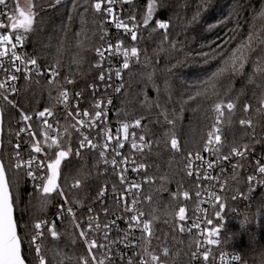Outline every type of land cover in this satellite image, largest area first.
I'll use <instances>...</instances> for the list:
<instances>
[{
	"label": "trees",
	"instance_id": "16d2710c",
	"mask_svg": "<svg viewBox=\"0 0 264 264\" xmlns=\"http://www.w3.org/2000/svg\"><path fill=\"white\" fill-rule=\"evenodd\" d=\"M31 2L37 16L34 31L27 34L22 48L23 56L37 59L45 69L56 66L60 84L67 85V77L72 80L73 88L88 91L99 76L95 49L102 42L103 14H96L91 8L93 0H61L59 4L56 0ZM8 3L16 11L15 0H8ZM156 4V12L148 28L142 26L147 0H134L123 8L126 16L137 15L138 39L136 42L127 40L126 45L129 49L132 46L140 49V56L139 62L132 58L129 69L122 76L124 86L114 97L113 111L115 120L119 122L140 119L138 137L144 135L145 142L152 141L150 148H144L134 157L138 164L146 165L142 169L144 177L152 178L142 189L140 207L145 213L143 218L150 222L152 235L149 250L163 264H190L196 239L185 231L181 232L180 227L193 218L201 197L195 193L201 188L200 181L198 189L197 182L187 175L186 164L189 152L194 155L203 150L213 105L221 100L236 103L231 122L227 110L221 122V154H227L233 141L239 140L245 131L239 125L241 119H251L256 125V136L251 140L245 137L243 141L250 144L248 151L264 150V111H257L264 108L261 102L264 98V77L255 73V62L260 59L264 45L256 46V51L245 64L243 74L221 82L218 96L189 100V95L195 91L192 86L220 63L213 60L205 64L200 53L222 43L237 23L240 24L239 32L230 48H235L240 40L247 38L253 24L260 31L264 27V20H254V17L264 9V0H156ZM156 19L167 22L169 28L152 32ZM213 25L215 27H210ZM165 32L168 40H164ZM173 43L176 47H172ZM149 74L151 80L148 79ZM9 98L15 102V107L0 100L3 120L0 157L6 165L14 164V123L21 110L32 114L51 107L47 95L30 83L23 84L19 99ZM245 104L249 105L247 112L244 111ZM169 120L172 124L167 122ZM70 131L71 138L65 139L68 143L64 147L67 149L70 146L72 153L62 161L59 183L64 186L65 176L70 178L69 185L75 179L82 181L79 188L65 187L69 200L65 207H73L76 222L85 228L83 220L87 217V211L90 208L96 211L100 209L101 190L112 183L119 187V183L115 174L105 173L98 155L82 150L80 156L75 155L79 146L71 128ZM173 135L178 140L180 151L170 146ZM57 150L56 147L51 150L46 147L45 153L49 154V159H53ZM41 158H44V154ZM248 162L250 160L243 163L246 165ZM240 167L236 169L235 180L232 178L233 172L225 176L226 186L221 195L225 205L221 211L223 218L215 215L220 211L219 204L213 210V228L219 229L213 238L219 243L212 247L211 252H235L244 264H264V193L258 191L249 201L235 197L237 191L244 192L247 188V173ZM7 171L12 178L11 191L18 235L22 238V255L26 264H32L27 230L37 221L50 218L64 204V198L53 193L47 205L41 209L40 190L27 185L20 171L13 167ZM184 191L189 192L188 198L183 196ZM173 194H176L175 198ZM108 203L110 205L112 202ZM180 207L186 209L185 221H179L176 215ZM56 230L60 233L57 239H53L50 233L43 238L47 249H56L68 256L87 255L84 240L79 237L81 229L75 227L71 216L65 215L56 225ZM165 248L168 249L167 255H164ZM46 260L51 262V251L46 254ZM114 264H128V261ZM133 264L139 263L133 261Z\"/></svg>",
	"mask_w": 264,
	"mask_h": 264
},
{
	"label": "snow or ice",
	"instance_id": "6c2138e0",
	"mask_svg": "<svg viewBox=\"0 0 264 264\" xmlns=\"http://www.w3.org/2000/svg\"><path fill=\"white\" fill-rule=\"evenodd\" d=\"M61 0H56V3L59 4ZM132 0H93L91 3V8L96 14H103L108 18L107 22L113 24L117 31H122L125 35L130 36L132 42H136L138 39L139 25L137 21L136 14H129L126 18H122L120 13L116 11L115 5L117 4H131ZM0 6L7 7L6 0H0ZM157 4L156 0H147V11L143 14L142 17V26L148 28L150 22L153 20L154 13L156 12ZM16 12L19 13L17 18L11 12L5 11L3 15L7 16L11 24L6 25L0 20V29L8 28L7 32H0V71H2L5 76L3 79H0V100H3L8 105L15 107V102L9 98V95H14L17 93L18 89L16 87V81L19 79L17 73H24L25 80L30 81L33 74L37 77L47 74L49 76L48 84L53 85L54 87L59 88L60 82L56 79L59 76V71L56 66H51L47 69L42 68L35 58H27L22 54H18L17 48L24 47L27 34L34 31V22L37 13L33 11V4L31 0H28L27 6L21 8L19 3L16 4ZM87 11V8L85 9ZM122 11V10H121ZM199 15V12H197ZM264 20V9H262L255 19ZM196 19V16L193 17V20ZM83 22V18H82ZM215 27V25L210 26ZM169 24L165 21L156 19L155 27L151 29L152 32H155L157 29L167 30ZM240 24L237 23L234 29H231L226 38L222 43L216 44L215 47L210 48L207 52H202L200 55L204 58V63L209 64L213 60H219L220 63L218 66L212 70L205 78L200 81H197L192 87L195 91L189 95V100L195 99L197 97L211 98L219 95V89L222 86L221 82L225 79L231 80L235 76L243 74L245 64L249 62L250 55L256 51L257 45H264V27L260 31L255 29V25H252L250 32L247 35L246 39L240 40L235 48H230L229 45L233 40L237 39V34L239 32ZM13 33L15 35L13 36ZM107 33H105V36ZM101 40H104V36H101ZM164 40H168V35L165 32ZM123 41L118 40L113 46L111 43H107L106 48H96V55L99 58L100 63L97 67H102L103 62L107 58L116 57L121 59L122 62L117 66L115 71V76L117 79H121L122 70L129 69L130 60L136 58L139 62L140 49L136 46H132L130 49L123 47ZM172 47H176L173 43ZM59 51V49H58ZM59 62L57 61V64ZM255 73L259 74L261 77H264V48L261 49L260 59L255 62ZM152 76L149 74L148 79L151 80ZM99 79L103 81L105 79V73L101 72ZM108 79H112L111 70L108 73ZM65 82L68 84L72 83V80L65 77ZM251 82V79H250ZM111 85H109L110 87ZM121 83L118 87L115 88V92L119 93L121 88H123ZM77 96L80 94L77 93ZM69 93L65 89L58 93V96L55 98L57 103H63L67 108ZM262 104H264V98H262ZM110 105L112 103L111 99L107 101ZM147 103V102H146ZM96 109L94 115L89 113L88 110H84L83 114L78 110L75 114L68 112V116H73L76 120V125L65 126L64 134L56 132L55 135H49V132L55 131L52 123L49 122V118L54 116V112L50 108H45L42 111H39L36 116L37 119L42 121L39 125L41 135L43 136V141L36 139V132L33 130V117L24 113L21 110V122L24 126L20 127L16 135L19 137L21 134H26L32 139L29 141L31 146V153L42 154L44 153V147L46 145L49 150L53 146L58 149L55 152V157L49 159V154L44 153V158L40 159L37 155H31L27 160H25L18 149L20 144H16V154H15V163L6 165L3 160H0V264H26V259L22 255V238L18 235L17 222L14 218V198L11 191L12 188V178L9 177L7 169L13 167L16 170L21 169L22 167L27 170V176L31 180L37 182L36 186L41 192V198L39 200V206L43 209L49 199L51 194L58 193L61 197L64 198V204L60 205L59 215L57 219H61L65 214L73 218L75 227L81 229L79 231V237L84 240V244L87 248V255L79 256H68L62 251H57L56 249H47L44 244V228L47 226V231L50 233L53 239H57L60 233L56 230V222L53 221L49 226V222L46 220H40L34 223V233L31 236L30 243L34 245L35 249V259L38 261V264H114V257L112 253L114 252V245L117 243L129 244L130 238L137 241L135 247L140 250V260L139 264H148V260L145 257H149L152 264H163L160 262V258L149 250L150 247V237L152 232L150 230V222L147 220H142L141 218L145 213L136 207L140 203L139 190L141 185L136 182H132L129 187L124 189V192L120 193L118 197V202L124 204V211L126 213H131L128 217H121L124 219L127 229L123 236L118 239H111L109 236V231L111 229L110 224L100 225L99 223H94L93 217H88V223L86 228H81V224L76 222V213L74 212L73 207L68 206L65 208V205L69 204L68 197L65 195V187L68 188H79L82 181L80 179H75L73 183L69 185V177L65 176L63 180V187L59 181L61 180V164L66 158L72 153V148L69 146L65 149L64 145L68 143L64 139V135H67L68 138H71L70 128H75L77 132L80 133L79 139V148L76 150L75 155L80 156L81 150L89 148L95 150L100 148L99 156L101 158L105 157L106 152L112 147L113 141H115V146L112 147V152L114 153L113 159L110 161L114 169H119L120 171V181L125 183L124 172L128 171L127 164L129 162L128 156H122L120 149L125 147V142L129 140V129L130 128H139L141 126V120L136 119L134 122H122L120 128L116 130V136H113L111 130L107 127L101 128L104 142L98 144L94 138H90L88 135H85L84 132L80 131V128L95 129L100 126V124L106 123V113L103 108V101H96L94 104ZM236 108V103L232 100H229L225 103L223 100L217 102L213 105V111L216 114V124L213 126V129L208 131L207 140L203 146V151L205 153H210L215 156L214 162H209L205 159L199 151L194 155L192 152L188 153V161L186 168L188 169L187 175L190 178H193L197 182V188L199 189V181H216L217 183L220 180L219 176H212L209 171L214 167H220L222 161H229L233 157L245 158L250 147L249 143H244V138L248 137L250 140L256 136L255 127L251 119H241L239 125L245 131L240 136L239 140H234L230 151L227 154L221 155V135L220 128L218 125L225 118V110L229 113L228 120L231 122V113ZM249 105H244V111L247 112ZM257 111H264V108L257 109ZM99 122V123H98ZM169 124H172V121H167ZM251 129V131H247ZM123 131V139L120 138V132ZM50 141V143H49ZM152 141L145 142V136L140 135L137 140L135 132L131 133L130 147L133 151L142 152L144 148H150ZM170 146L173 150L180 151L178 140L173 135ZM115 157H121L120 161L117 162ZM194 161H199L200 164L197 165L195 172H193V163ZM104 163H109L107 159H104ZM135 164V161H132ZM255 168L259 176L262 178L261 183H264V164L260 161H255ZM123 165V167H121ZM239 161L237 164L232 165L233 173L232 178L236 179V169L239 167ZM146 168V165L140 163L136 165L131 171L138 172L141 169ZM201 168H205L203 176H201ZM221 173L225 170L223 167H220ZM256 179L255 175H249L247 180L252 182ZM152 180L151 177H145L144 182L150 183ZM221 190H223V185H220ZM135 189V193H133ZM132 195L131 204H128V195ZM196 196L200 197L201 192L196 191ZM100 196L104 195V190L102 189ZM208 195L211 199H214L219 204L220 211L215 213L216 217L223 218L221 216V211L225 208L224 203L221 200V196L218 195L215 191H209ZM176 194H173L175 198ZM183 196L185 198L189 197V192L184 191ZM150 200L151 197H148ZM235 199V197H233ZM92 210L89 209V212ZM186 209L180 207L178 213L179 221H185ZM115 221L112 222L114 224ZM212 220H207L208 225H212ZM192 228H200V224L193 222ZM139 229L141 232L140 236H135V230ZM180 231H185L183 226L180 227ZM191 231V228L188 229ZM208 231V235L215 237L219 232L218 228H212ZM99 236V241L97 238ZM146 234V235H145ZM75 243V240H73ZM205 243L212 245L219 243L216 239H206ZM200 242L197 241V246L199 247ZM99 250V258L97 256V251ZM52 252V260L49 262L46 260V254ZM168 254V249H164V255ZM198 255L197 252H193L192 256L196 258ZM224 254L220 256L221 261L224 260ZM233 259H238V257H233ZM209 260V253L207 250L203 252V261L207 262ZM128 264H133V260L129 259Z\"/></svg>",
	"mask_w": 264,
	"mask_h": 264
},
{
	"label": "built area",
	"instance_id": "2783aa9c",
	"mask_svg": "<svg viewBox=\"0 0 264 264\" xmlns=\"http://www.w3.org/2000/svg\"><path fill=\"white\" fill-rule=\"evenodd\" d=\"M133 1L134 0H132V2ZM6 4H7V7L0 6V20H2L4 24L9 25V24H11L12 21H10L7 16L3 15V13L5 11H9L15 16V11L11 9L10 4L8 3V0H6ZM126 5H128V4H123V5L117 4V5H115L116 11L120 13L122 18L127 17L125 15V13L123 12V8ZM103 17H104V22L102 25H103L104 40H102L99 48H106L107 43H111V44H113V46H115V44L118 40H122L124 42L123 47H127L126 41L131 40L130 36L125 35L122 31H117L113 24H110L107 22L108 18L104 15H103ZM8 30H9L8 28H3V29H0V32H7ZM105 33H107L106 36H105ZM14 35H15V33H13V36ZM17 52H18V54H22V48L18 47ZM105 55H106V59L103 62V66L97 67L98 71H99V76H100L101 72H104L105 73V79L103 81H101L99 79V76H98L97 82L95 84H91L88 91H81L79 89H75V88H73V86L71 84H68V83H67V85L60 84L59 88L54 87L53 85H49L48 84L49 76L47 74H45L43 76H39V77H37L35 74H33L31 77V80L28 81V80H25L24 73L21 72V73L16 74L19 77V79L16 81V87L18 89L17 93L14 95H9V96L14 98L15 100L19 99L20 94H21V90H22V86L24 83L33 84L34 86L39 88L43 93H45L51 102V107H46V108H50L54 112V116L49 118V122L53 124L55 131L49 132L50 136L55 135L56 132L64 134L65 126L76 125V120L73 118V116H68L67 113L72 112L73 114H75V112L77 111V105H78V110L81 112V114H83L84 110H88L89 113L94 115V112L96 110L94 108V104L96 103V101H103L104 112L107 114L106 115V123L100 124V126L95 128V129H88V128H82V127L80 128V131L84 132L85 135H88L90 138H94L98 144H102L104 142L102 134L98 135V133H101V128H104V127L109 128L111 130L112 135L116 136V130H117V128H120V126H121L122 122L115 120L114 111H113V104H114V97L117 93V92H115V88L120 85L122 76H123L124 72L127 70V69L122 70L121 79H117L115 76V71L117 69V66L122 62V60L117 59L116 57L107 58V53ZM97 60H98L97 64L100 63L98 56H97ZM130 62H131V60H130ZM109 70H111V74H112L111 80L108 79ZM0 73H1V77H2L1 79H3L5 74L2 71H0ZM56 79L58 80V77ZM109 85H111V86L109 87ZM65 89L69 93L67 108L65 107V105L63 103H57L56 99H55L58 96V93L60 91L65 90ZM77 93H79L80 95L77 96L76 95ZM109 99H111V101H112V103L110 105L107 103V101ZM44 109L45 108H43L39 111H42ZM39 111H37L36 113L28 114V115H31L33 117L32 123H33V130L36 132V139L39 141H43V136L41 135L40 128H39V125L42 123V121L38 120L37 116H36V114ZM225 112H226V110H225ZM211 113H212V123L210 125L209 131L212 130L213 126L216 124V119H215L216 114L213 111V109H212ZM126 122H133V121H126ZM220 124L218 125V127L220 128V132L218 133L219 135H221V125ZM14 125L16 128H15V133H14L15 153L13 156V162L15 163L14 158H15V154L17 151V149H16L17 143L20 144V148L18 149V151L20 152L21 156L25 160H27L29 158L30 154L31 155H37L40 159H42L41 155H43L45 153V149L47 147L46 145H42L44 147V153L34 154V153H31V146L29 143V141L32 138L26 134H21L19 137L16 135L19 128L24 126L23 123L21 122V115H19L15 119ZM76 127H80V126L76 125ZM71 130L73 132V135L77 139V143L79 146V139L81 138L80 133L77 132L75 130V128H71ZM132 132L136 133L137 140H138V128H130L129 129V140L125 142V147L123 149H120L122 156H128L129 157V162L127 164V168L129 170L123 173V175L125 177V183H121V181H120L119 169H114L110 163V161L113 159V156H114V153L112 152V147L115 146V141H113L112 147H110L109 150L106 152L104 158H101L99 156L100 148H97L95 150L85 148L82 150V151L92 152V153L98 155V157L101 159L102 164L105 168V173L111 172V173L115 174V176L117 177V182L119 183V187L116 184L112 183L110 187H104L103 188L104 195L99 196L100 209L96 211L94 208H90L92 211L89 212V210H88L87 211V217L85 220H83V222L85 224L84 225L85 228L87 227L88 217H90V216L94 218V223H99L101 226L104 224H110L111 229L109 231V236L111 239H118V238L123 236L124 232L128 229H127V225L124 222V219L121 217H128L131 215V213H126L124 211V204L122 202H118V197H119L120 193L124 192V189L129 187V185L132 182L139 183L141 185V188L139 190L140 203L137 204L136 207L138 209H140L142 189L146 183V182H144L145 177L143 175L142 169L139 170L138 172L131 171L132 168H134L136 165H138V163L134 159L135 154L138 153V151H133L130 147L131 133ZM67 138H68V136L64 135V139H67ZM120 138L123 139V131L122 130L120 132ZM206 140H207V136H206ZM206 140H205V142H206ZM49 143H50V141H49ZM53 147H55V146H53ZM201 155H203L205 157V159L208 160L209 162H214L216 159L215 156L211 155L210 153H205L203 150L201 152ZM221 155H223V154H221ZM115 158H116L117 162H119L121 159V157H115ZM104 159H107L109 161V163H107V164L104 163ZM245 160H250V162H248L246 165H244L243 162ZM132 161H135L136 163L133 164ZM238 161H239V165L242 166V168H244V170H245V173H247L246 183H245L247 188H246V191H244V192L237 191L235 193V197L238 196L240 198H244L246 201H249V200H252L254 198L255 194H257L258 191L264 193V183L260 182L262 178L257 173L256 168H255V164H254L255 161H260L262 164H264V150H256V151L251 150V151L247 152V155L245 158L233 157L229 161H222L220 167L224 168L225 171L223 173H221L220 167H214L213 169L207 170L210 172V174L212 176H214V177L219 176L220 180L218 183L216 181L200 180L201 197H200L199 204L197 205V208L195 210V214H194L193 218H191L189 221H187L186 224L184 225L185 232L193 235L196 239V244H195V248H194L193 252H197L198 255L196 258H194L191 255L190 264H244L241 260V257L237 253L229 252V251H219L216 254H213L211 252V250H212V247L215 246L216 244L209 245V244L205 243L206 239H214L212 236H209L208 231H206V230H210L213 228V223H212V225H208L207 220H209V219L212 220L213 210H214L215 206L218 204V202H216L214 199H211L209 197L208 192L209 191H215L220 196L223 194V192L225 190V186H226L225 185L226 184L225 176L229 172H233L232 165L237 164ZM199 164H200L199 161H194L193 169H192L193 172H195L196 167ZM240 166L238 168H241ZM121 167H123V165ZM18 171H20L22 173L23 178H24L27 185H29L30 187H35L36 189L39 190V188H37V186H36L37 182L31 180V178L27 176V170L25 168L22 167ZM187 171H188V169H187ZM204 171H205V168H201V176H203ZM249 175H255L256 179L252 182H249L247 180V177ZM220 185H223V190H221ZM132 191H133V193H135L136 190L133 189ZM126 195H128L127 203L131 204L132 195H129V194H126ZM108 202H112V203L109 205ZM59 208L60 207H58L54 211V213L50 216V218H48L46 220L49 222V226L51 225V223L53 221H55L56 225H57L59 222L62 221L63 217L65 215H67V214H65L61 219H57L58 215L60 214ZM141 219L145 220L143 217ZM113 221H115L114 224H112ZM193 222L199 223L200 228L199 229L192 228ZM189 228H191L190 232L188 231ZM33 233H34V228L32 226V227L28 228V230H27V242H28V247H29L30 254L32 257V261H33L32 264H38V261L35 259L34 245H32L30 243L31 236ZM44 233H45V236L49 233L47 231V226L44 228ZM100 235L101 234H97L98 242H100L99 241ZM140 235H141L140 230L136 229L135 230V236H140ZM197 241L200 242L199 247L197 246ZM136 243H137V241L130 238V242L127 245L125 243H117L116 245H114L113 246L114 252L112 253V255L114 257V263H121L124 261H128L129 259H132L133 261H138V263H139L140 250H139V248L135 247ZM205 250H207L209 253V260L207 262L203 261V252ZM222 253L224 254V257H225L223 261H221V259H220V256ZM97 256L99 258V250L97 251ZM234 256L238 257V259H233ZM145 259L148 260V264H152L149 257H145ZM157 264H159V262H157Z\"/></svg>",
	"mask_w": 264,
	"mask_h": 264
},
{
	"label": "rangeland",
	"instance_id": "374dc122",
	"mask_svg": "<svg viewBox=\"0 0 264 264\" xmlns=\"http://www.w3.org/2000/svg\"><path fill=\"white\" fill-rule=\"evenodd\" d=\"M15 3L17 4V3H19V5H20V7L21 8H24V7H26L27 6V3H28V0H15ZM18 15H19V13H17L16 11H15V16L18 18ZM211 123H212V118H211ZM211 123H210V125H211ZM221 125V124H220ZM210 128V127H209Z\"/></svg>",
	"mask_w": 264,
	"mask_h": 264
},
{
	"label": "water",
	"instance_id": "95a60500",
	"mask_svg": "<svg viewBox=\"0 0 264 264\" xmlns=\"http://www.w3.org/2000/svg\"><path fill=\"white\" fill-rule=\"evenodd\" d=\"M2 125H3V120H2V114H1V109H0V156H1V147H2ZM0 160H1V157H0ZM14 218H15V214H14Z\"/></svg>",
	"mask_w": 264,
	"mask_h": 264
},
{
	"label": "flooded vegetation",
	"instance_id": "af4514ba",
	"mask_svg": "<svg viewBox=\"0 0 264 264\" xmlns=\"http://www.w3.org/2000/svg\"><path fill=\"white\" fill-rule=\"evenodd\" d=\"M18 17H19V15H18Z\"/></svg>",
	"mask_w": 264,
	"mask_h": 264
}]
</instances>
